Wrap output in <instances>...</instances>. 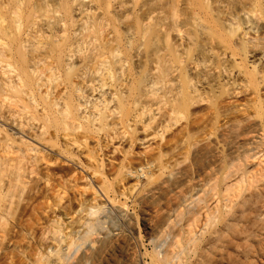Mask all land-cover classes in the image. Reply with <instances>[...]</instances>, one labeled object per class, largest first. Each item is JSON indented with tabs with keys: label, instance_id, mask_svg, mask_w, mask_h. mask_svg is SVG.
Here are the masks:
<instances>
[{
	"label": "bare ground",
	"instance_id": "1",
	"mask_svg": "<svg viewBox=\"0 0 264 264\" xmlns=\"http://www.w3.org/2000/svg\"><path fill=\"white\" fill-rule=\"evenodd\" d=\"M77 1L0 0V119L12 130L0 129V175L12 171L0 187V258L7 256L3 250L7 251L11 240L4 243L9 235L6 223L12 215L17 213L14 225L19 223L21 233L26 234L23 231L31 230L48 212L43 234L51 236L53 245L46 244L40 254L36 247L37 255L42 256L34 264L260 263L264 258V94L260 93L264 86V0H186L196 33L194 40L202 45L188 51L185 58L173 48L171 54L175 61L185 63L180 69L186 74L174 63L162 71L158 68L159 72L157 68L133 72L127 68V58L110 40L107 47L85 51L79 25L87 17L91 2L81 0L74 7ZM180 2L168 1L171 13L175 14ZM68 22L72 32L67 28ZM141 54L140 49L135 50L137 61H141ZM76 58L81 62L77 71L67 80L60 79L59 67L71 70ZM215 58L217 77L202 80L187 74L200 67L208 70ZM128 69L132 73H127ZM135 77L132 91L130 85ZM34 85L42 90L40 99L34 95ZM235 86H252L255 90L251 92L257 95L256 110H244L249 117L243 112L245 119L224 115L227 121L217 123L215 133L203 134L193 127L176 132L175 127L199 99ZM10 98L23 103L14 107L10 100L11 106L8 104L10 108L5 110ZM215 99V113L233 112L223 105V99ZM22 111L30 112L23 115L30 118H23L32 130L16 117L25 113ZM147 115L141 125L143 131L152 129V140H162L155 145L159 149L156 152H151L152 143L147 145L141 162L136 164L131 147L142 140L134 125ZM218 122L221 123L220 118ZM22 128L31 131L21 135L39 143L56 139L61 147L59 152H42L44 149L36 148L33 140L16 134L19 131L15 130ZM1 130L5 135H1ZM127 141L129 148L122 150ZM16 143L27 147L23 149ZM117 152L125 154L119 163L112 156ZM59 160L63 166L55 164ZM24 161L31 164L30 171ZM42 163L49 170L58 166L63 176L59 178L65 179L66 184L70 182L73 190L81 188L72 184L74 179L78 182L77 172L87 180L83 186H91L92 191L82 186L84 192L76 196L77 208L80 207L76 220L71 214H76L77 208L72 211L69 204H61L68 201L71 187L52 197V176L49 177L48 170L43 172ZM83 172H89L92 178ZM34 174L42 178L35 180ZM97 175L101 178H95ZM142 177L146 179L145 186L140 185ZM27 178H32L31 187L26 184ZM127 182H131L128 187ZM22 188L31 190L24 196L19 191ZM135 189L134 206L138 207L146 240L152 247L148 253H141L138 236L129 235L118 226L115 229V224L111 231L104 226L106 214L117 213L126 216L127 226L137 234L126 199ZM104 196L109 203H98L99 197ZM121 197L126 200L121 201ZM57 207L66 216L71 213L74 226L69 224L73 229L65 237ZM64 226L66 230L70 228ZM43 241H49L48 237Z\"/></svg>",
	"mask_w": 264,
	"mask_h": 264
},
{
	"label": "rangeland",
	"instance_id": "2",
	"mask_svg": "<svg viewBox=\"0 0 264 264\" xmlns=\"http://www.w3.org/2000/svg\"><path fill=\"white\" fill-rule=\"evenodd\" d=\"M168 1L169 0H90V1L87 0L88 3L91 2L90 3L91 8L88 12L87 17L82 19L80 21V25H79V32H80L79 37L82 39L81 40L82 41V48L85 51H89L90 49L92 50L96 47H99V48L107 47V45H106V43H108L107 40H110V42L112 43V46L118 47L121 50V53L127 58V68H129V69L131 68L130 70H132L133 72H135V70H137V69H139L143 72L148 71V70H153L156 68L158 70V68L160 69V67H161L160 70L162 71L164 68L165 69L167 68V65L170 66L171 64L174 63V66H176V65L179 66L180 72L184 73L185 72L184 69L182 71H181V69H182V67L184 68L183 65L185 63L183 62V65H182L180 62L175 61L174 54H171V53H174L173 48H176V51L178 49L179 52H177V54H182V56H184V58H185V57H188V55H186L187 53H189L190 51H195L196 49L200 48L202 45H201V43H197V41L194 40V38L196 37V33H195V31L191 25V20H192L191 10H190L186 0H181L180 5H179L177 11L175 12V14L171 13L170 5H168ZM80 2H81V0L80 1L78 0L77 2H75L74 7L77 4H80ZM67 28L68 29L71 28V32H72V27L70 25V22H68ZM179 30H181V32H179ZM83 39H85V40H83ZM137 49L141 50V53H142L141 54V57H142L141 61H137L136 57L134 56L135 50H137ZM166 59H168V60H166ZM75 62L77 63V65H76V63H74V65H73V67L75 69L72 68L69 71L65 67H62V66L59 67V73L58 74H59L60 79L67 80L66 78L70 74L73 75V73L77 71V66L81 62H80V59H77V58L75 59ZM217 62H218V59L215 58L211 62L212 67L210 66V67L206 68L208 70H204V69H202L203 67H200L198 70H195L194 73H196V74L193 73L194 70L192 72L189 71L187 74L195 76V77L202 79V80L213 79V78H215V76L216 77L218 76V68H217L218 63ZM178 64H181L182 66L178 65ZM55 65H57V64L55 63ZM165 65H166V67H164ZM169 66H168V68H169ZM129 69L127 70V73H129V72L132 73ZM200 69H202V70H200ZM211 69H212V71H210ZM7 70L9 71L10 69L7 68ZM160 70H158V72ZM63 72H64V74H63ZM206 72H207V74H206ZM65 73H66V75H65ZM200 73H202V74H200ZM13 74L16 75V73H13ZM184 74H186V73H184ZM204 74H206V77L204 76ZM135 81H136V77L134 78L132 84L130 85L131 90H132V87H131L132 85H133V89L135 88V85H134ZM263 85H264V83H263ZM238 87L239 86H235V87H231V88L230 87L222 88L221 89L222 91H220L216 95H209L210 97L207 95V96L203 97L202 99H199V101L197 102V105L192 106V108L187 112V114H185V117L181 120V122H179L178 125L175 127L176 129L174 128L176 130V132L180 131V130H178L179 128L181 130H185V131L187 128V131H189L193 127L194 129L200 130V133H203V134L205 132H209V131L215 133L217 131L216 127H218V125H221L227 121V119H225V117L229 118L231 116L230 118H235L237 116L238 118H243V119L246 118L245 116L249 117L248 113H245V111H246V109H247V111L250 110V112L256 110L255 105H256L257 95L255 96V93L253 95V92H255V90L252 86H251L252 88L251 87L246 88V86L245 87L240 86L239 87L240 90L237 89ZM244 88H245V90H243V92H242L241 89H244ZM234 89L236 92L234 91ZM33 90H34V95L38 99H40L41 94H42V90H38L37 86H35V85L33 86ZM251 91H253V92H251ZM233 92H235V93H233ZM260 93L264 94V86H261ZM249 94L252 96H250ZM256 94H257V92H256ZM248 95H249V97H247ZM215 98H217V99L219 98L218 100L223 99L222 100L223 105L226 108H228V110L230 112H232V111L233 112L232 113H220V115H219V113H215L214 109H212V107H214V105H215V103H214L216 101ZM249 98H250V100H249ZM11 99L12 98L6 100L7 101L6 104L4 103L5 105L3 108H5V110L7 108L9 110L10 107H8V104L10 103ZM13 99H16V100H11V103L14 102L11 104L14 107L17 105L16 103H20V105H21V103H23V102H20L19 100H17V98H13ZM23 99L25 100V102L27 101L26 98H23ZM253 99H254V101H253ZM250 101H251V103H249ZM238 104H240V105L243 104V106H239ZM11 105L9 104V106H11ZM251 105H253V107ZM13 106L11 107V109L14 108ZM238 107H240V113L238 111L239 110ZM204 109H206V110H204ZM22 112H25V113L17 114L19 116L16 115V117L17 118L19 117L20 119L22 118L23 121L20 120L19 118L18 119L20 121L24 122V127H25V125H27L26 128L31 129V127L26 123L28 120L27 121L24 120V118L27 119L26 117L30 118V116L24 117L25 115H29L28 113H30V112H26V111H22ZM205 112H206V114H205ZM242 112H243V115H245L244 117H243V115H241ZM17 113H20V112L18 111ZM7 114H9V113L7 112L6 115ZM214 114L215 115L217 114L218 117L215 116ZM250 114H251V117H253L257 120L259 119V118H257L255 113H250ZM224 115H226V116L223 117ZM147 117H148V115L145 116L144 119H142L143 121L140 120V122H137L136 123L137 126L134 125V128L137 127L135 129H138V131L136 133L137 137L142 140V142H140L138 140V142L134 143L133 147H131L132 150L130 149L132 151V153L136 154V156H134V157L131 154L132 155L131 157L133 158V161L136 164L141 162L142 157H143V156H141L142 152H144V149H145V147H147V145L152 143V145L154 146V150H151V152H156L159 149H156L157 147H155V145L157 146L162 140L161 138H159V139L157 138L158 140H156V139L152 140L153 137H152V135H150L151 132L153 131L152 129L146 130L145 132L143 131V128L141 127V125H143V123ZM195 117H197V118H195ZM194 118H195V120L192 121L191 119H194ZM199 118H201V119H199ZM213 118L215 120H213ZM219 118H220L221 123L218 122ZM224 119H225V121H224ZM0 120H1L0 121V126H1L0 129H4V130H7L9 132H12V130H10V126L5 121H2V119H0ZM4 122H5V124H3ZM196 123H197V125H196ZM199 123H202V124L199 125ZM217 123H218V125H217ZM210 126H211V128H210ZM4 127H6V128H4ZM202 127L204 128L203 130H202ZM174 129L172 131H175ZM215 129H216V131H214ZM4 130H1V132H2L1 135L2 134L5 135ZM31 130H27V129L25 130L24 128H22L21 130H15V132L19 131L18 132L19 134L18 133H16V134L20 136L21 133L22 134L23 133L28 134L27 131L30 132ZM21 136L28 138V136H26V135H21ZM28 140L32 141L33 139L28 138ZM32 143H33V145L35 143H36L35 145H38L36 148H38L40 146L38 149L43 148L44 150L42 152H48V153L59 152V150L61 148L60 143L56 139L52 140V142L44 141L42 143H39V142L33 140ZM48 143L50 145H48ZM16 144L18 147H21L23 149L24 148L26 149V147H27L24 144H22V145H19L20 143H16ZM56 144H59L58 145L59 148ZM127 144H128V141H127ZM127 144H126V142L123 144V146L121 147L122 150H127V148H129V144L128 145ZM126 145H127V147H126ZM51 146L54 150L51 148ZM46 147H48V148H46ZM40 150H42V149H40ZM40 150H38V151H40ZM36 151H32V152L35 153ZM133 151H135V152H133ZM137 153L140 154L139 157L141 156L140 157L141 159H139V157H137L138 156ZM115 155H112V156L114 157L115 162L119 163L121 160H123L125 154H122L123 157L121 156V153H118V152L115 153ZM128 156H130V154ZM131 157H129V159ZM59 161L61 162V164H60V162L55 163V164L56 165L59 164L61 166L63 161H61V160H59ZM25 163H26V161H24V164ZM25 165H27L26 166L27 168L29 167L28 170L30 171L31 164L27 163ZM43 165H45V164L42 163L40 166L41 168L44 169L43 172L48 170L51 174V175L49 174V177L52 176V177H50V183H51L50 185L51 186L53 185V186L51 187L49 185V187L51 189L47 187L48 189H50L52 191V193L50 192L52 197H55L53 194H56V193L58 194V192H63L67 186L71 187L70 182H67L68 184H66L65 179L63 181L61 180L62 178L59 175L62 176V174H61L62 172H60L58 170V166L54 165V166L50 167L53 170H51V169L49 170V169H47L46 165L45 166H43ZM65 165L69 166L67 163ZM55 166H56V169H55ZM69 167H71V166H69ZM107 168L109 169V167H107ZM80 169L81 168H79V170ZM88 169H89V171L91 170L90 173L93 172L92 168L91 169L88 168ZM10 171L7 173L8 175H9ZM11 173H12V171H11ZM83 173L85 174V176L87 174V176L89 175L88 176L89 178H92L91 177L92 175H90L89 172H83ZM7 174H5L6 176L4 174L0 175V187L3 186L4 182H6V180H7L6 177L8 176ZM77 174H78V182H76L77 179H74V180L72 179L73 180L72 184L77 183V184H75V186L77 185L76 188H78V189L80 187L81 188L79 189V191L75 190V188H74V190H75L74 191L72 187L70 189L68 188V190L70 191L67 194L68 198H66L68 201L66 203L64 201L61 202L62 205L63 204L64 205L69 204L71 207L70 210H72V211L75 208H77L78 204H79V202L77 203L78 199L76 196H78L80 194V192L81 193H82V191L84 192V189L82 188V186L83 185L85 186V184L87 183L86 182L87 180L82 178V177H84L83 174H81L79 172H77ZM34 175H36V176H34V177L32 175L31 176L35 180L37 178H42L40 175H37V174H34ZM4 176L6 179H4ZM38 176H40V177H38ZM97 177H98V179L101 178L98 175L95 178H97ZM32 178L26 179V181L28 180V182L26 184L28 185V183H29L30 187L32 185V180H31ZM73 178H75V176ZM45 181H46V179H44V181L42 183L43 186L45 185L44 184ZM61 181H62V183H61ZM58 182L61 184H59ZM131 182H132V184L134 183V181H131ZM131 182L130 183L127 182L128 184L126 186L127 187L130 186ZM62 184H63V186H62ZM141 184H142V186L146 185L145 177L141 178L140 185ZM27 185H26V187H28ZM78 186H80V187H78ZM58 187H59V189H58ZM90 187L91 186L88 185L84 188L89 189ZM71 189L74 191V193ZM81 189H83V190H81ZM24 190H25V193H24ZM28 190L30 191L31 189L28 188ZM28 190H27V188L26 189H23V188L19 189L21 194L23 193L24 196H26L29 193ZM55 190H57V191H55ZM90 190H91V188H90ZM90 190H88L89 193L92 191V190L91 191ZM77 191H78V193H77ZM135 191H136V189L133 192L131 191V193L129 192L128 193L129 195L126 197V199L128 202V206H130L128 213L134 217V223H136L137 234H136V231H134V230L132 231L131 228L129 226H127L128 224H127V221L125 220L126 216L125 215L121 216L120 214H117V213L108 212L106 214V216L104 217V223L107 222L104 226L109 228L108 230L111 231V229L113 230L112 227H114L116 225V227H114L115 229L118 226L119 230H122L129 235L133 234V236H138L139 241L142 244L141 253H148L149 251H151L152 247L149 244V242L146 240L144 225H143V222L141 220L139 211H137L138 207L134 206L133 200L135 198V193H134ZM85 192H87V191H85ZM74 194H76V195L74 196ZM99 198L100 199H98V203H100V204H103V201L106 200L105 196H104V198H101V197H99ZM66 199H65V201H66ZM126 199L125 198L123 199L122 197L120 198L121 201L126 200ZM72 202H73L74 206H73ZM105 202L107 204L109 203L108 201H105ZM54 203H57V201ZM57 208L58 209H56V212L58 211L57 213L60 216H62L61 218L63 219V220L61 219V222L63 221L62 225L67 224L70 227L73 224L72 218H70V217L74 216L75 218L74 217L73 218L75 220H76L77 216L80 217V212L78 213V210L80 207L77 208L76 214L72 213L73 214L72 215L70 213L71 216H69L70 214L66 216L65 214H63L64 211L61 210L62 208H60V209H59V207H57ZM47 213H46V215H47ZM46 215H45V217L47 218ZM52 215H51V217H52ZM46 218H44L45 220L42 219L38 223H34L35 225H33L32 229L26 230V231L24 230L23 232L24 233L26 232V234H23V233H21L22 231H20L21 225L19 226V223H18L17 227L14 225L17 221V213L12 215L10 217L11 220H9L6 223L7 224L6 231L9 232V235L7 236V240H4V243L7 244L8 240H11V241L7 244V247H6L7 251H5V249L3 250V253L6 252V255L8 257L5 256L4 258H0V264H34L36 262L35 259L37 260L38 258H40L42 256V255H40V257H39V255H37L38 248H36V247H39V251H40V249H41V251L44 250L46 244L50 245L52 247L53 240H52V238H50L51 236L50 237L47 236L49 241H46V242L43 241V240L47 239L46 235H49L46 233L43 234V231H44L43 227L46 225L44 223V221L45 222L49 221L48 218L47 219ZM109 218L113 219L112 222ZM124 220H125V222H124ZM74 223H75V221H74ZM69 224H71V225H69ZM39 225H43V226H39ZM49 225H51L50 222H49ZM64 225H63V227H64V230L66 231V233L63 231L65 233L63 236L65 237L66 234L71 232L73 228H71V227L68 228V226H67L68 229L66 230ZM36 226H38V227H36ZM72 226H74V225H72ZM9 228H11V229H9ZM19 232L22 235H19ZM28 232H30V233L33 232V233L30 234ZM46 232H48V230ZM34 234H36V236H34ZM33 236H34V238H33ZM39 238L40 239L42 238V239L40 240ZM19 239H20V242H19ZM41 241L44 243H41ZM11 242H13V243H11ZM38 243H40V244H38ZM42 244H44V245H42ZM40 247H42V248H40ZM39 251H38V253L40 254L41 251L40 252ZM11 254H13V255H11ZM145 260L147 262H149V256L148 255H145ZM259 262L260 263H258V264H264V258H263V260L261 259Z\"/></svg>",
	"mask_w": 264,
	"mask_h": 264
}]
</instances>
